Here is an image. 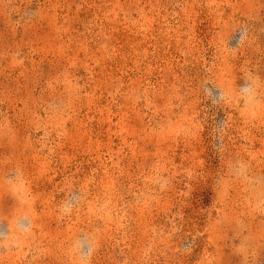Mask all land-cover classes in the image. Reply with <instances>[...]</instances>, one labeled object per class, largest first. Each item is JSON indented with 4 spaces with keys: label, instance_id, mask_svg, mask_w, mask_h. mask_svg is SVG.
I'll return each mask as SVG.
<instances>
[{
    "label": "rangeland",
    "instance_id": "374dc122",
    "mask_svg": "<svg viewBox=\"0 0 264 264\" xmlns=\"http://www.w3.org/2000/svg\"><path fill=\"white\" fill-rule=\"evenodd\" d=\"M0 264H264V0H0Z\"/></svg>",
    "mask_w": 264,
    "mask_h": 264
}]
</instances>
